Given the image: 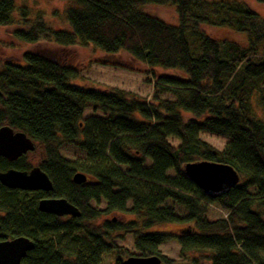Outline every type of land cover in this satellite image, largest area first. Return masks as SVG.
<instances>
[{"label": "trees", "instance_id": "1", "mask_svg": "<svg viewBox=\"0 0 264 264\" xmlns=\"http://www.w3.org/2000/svg\"><path fill=\"white\" fill-rule=\"evenodd\" d=\"M69 30L48 27L41 15L14 0H0V27L26 44L91 46L107 56L126 53L149 69L175 70L182 77H155L146 101L118 89L71 84L78 72L38 53L0 65V127L22 132L37 144L39 167L53 190L25 192L0 185V241L25 237L33 247L21 264H112L129 256L173 264L159 246L167 235L143 232L185 223L177 236L180 255L208 252L209 264H264V18L239 0H66ZM264 4V0H256ZM173 6L171 26L137 9ZM200 26L244 34L246 45L207 36ZM168 93L172 99L160 96ZM86 109L93 114L83 119ZM209 133L227 139L221 151L203 142ZM175 139L176 146L169 142ZM62 143L84 154L68 161ZM195 161L223 163L240 177L227 194L211 199L182 172ZM26 155L0 157V171H28ZM82 173L85 181L71 177ZM171 173V174H170ZM42 198H64L79 217L39 212ZM104 212H128L133 222L118 227L96 221ZM166 201L182 207L177 216ZM214 205L224 219L210 220ZM131 234L134 254L113 243L112 233ZM195 262V261H192Z\"/></svg>", "mask_w": 264, "mask_h": 264}, {"label": "rangeland", "instance_id": "2", "mask_svg": "<svg viewBox=\"0 0 264 264\" xmlns=\"http://www.w3.org/2000/svg\"><path fill=\"white\" fill-rule=\"evenodd\" d=\"M17 7H23L28 10L30 20L36 15H41L45 24L54 30H69L65 21V11L70 6L66 0H14ZM244 3L252 12L259 17L264 18V4L256 0H239ZM138 11L159 19L165 24L176 26L177 18L173 6L144 5L137 9ZM15 26L0 27V65L4 62L15 60L21 61L25 52L38 53L44 57L54 60L66 67H70L78 72L77 78L71 81L72 85L85 89H94L104 91L106 89H118L123 92L135 95L143 100H148L152 93V85L155 77L172 76L182 77L183 73L175 70H162L159 68L149 69L145 65L131 59L126 53L107 56L98 49L91 46H74L62 48L51 43L26 44L18 41L12 35ZM201 30L210 38L217 40H229L241 46L246 45L244 34L233 32L227 28H217L209 26H200ZM264 86V82H263ZM162 99H172L168 93L160 96ZM93 114L91 109H86L83 113V119ZM200 139L216 151H221L227 139L221 138L209 133H201ZM169 142L176 146L178 142L169 138ZM35 148H37V144ZM59 154L68 161L82 159L84 154L74 144L62 143L59 148ZM27 162L36 166L38 163V151L26 153ZM171 174V173H170ZM91 207L101 211L100 218L96 224L102 225L105 222L116 224L119 228L123 225L133 222L135 216L130 214V203L127 204L126 211L123 213L104 212L106 203H90ZM165 206L174 210L175 214L181 218L186 216L185 210L171 201H166ZM207 217L210 220L224 219L225 213L214 205L207 207ZM186 226L185 223L163 224L154 226L143 232L165 234L167 238L159 246L161 255L173 264H209L210 254L208 252H190L186 258L179 252L177 236L181 229ZM113 243L117 246H123L131 254H134L133 240L131 234L123 233L122 230L112 233ZM114 256L105 254L101 258L102 264H112ZM195 261V262H192Z\"/></svg>", "mask_w": 264, "mask_h": 264}, {"label": "water", "instance_id": "3", "mask_svg": "<svg viewBox=\"0 0 264 264\" xmlns=\"http://www.w3.org/2000/svg\"><path fill=\"white\" fill-rule=\"evenodd\" d=\"M35 150L34 142L22 132H14L7 126L0 127V157L14 162L26 153ZM182 172L196 185L204 196L211 199L227 194L235 187L240 177L230 166L209 161H195L183 166ZM71 180L74 184L85 181L82 173H75ZM0 185L11 190L44 193L51 192L53 185L48 176L37 166L28 171L13 168L0 171ZM39 212L56 217H79V211L64 198H42L37 203ZM33 247L32 241L16 237L0 241V264H21V260ZM121 264H160L156 257L129 256Z\"/></svg>", "mask_w": 264, "mask_h": 264}]
</instances>
